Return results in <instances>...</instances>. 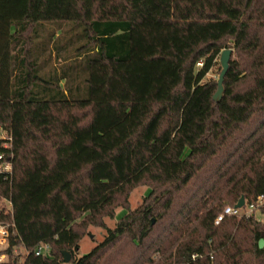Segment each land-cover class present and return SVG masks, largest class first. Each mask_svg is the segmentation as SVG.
<instances>
[{"label": "trees", "instance_id": "obj_1", "mask_svg": "<svg viewBox=\"0 0 264 264\" xmlns=\"http://www.w3.org/2000/svg\"><path fill=\"white\" fill-rule=\"evenodd\" d=\"M0 155L4 264H264L255 215L215 225L264 196V0H0ZM89 227L106 236L79 256Z\"/></svg>", "mask_w": 264, "mask_h": 264}, {"label": "built area", "instance_id": "obj_2", "mask_svg": "<svg viewBox=\"0 0 264 264\" xmlns=\"http://www.w3.org/2000/svg\"><path fill=\"white\" fill-rule=\"evenodd\" d=\"M13 175L12 163L0 155V180L11 179ZM264 210V196H260L256 202L247 204L242 208H236L235 206H226L223 211L215 219V225H219L226 217L238 216V217H249L255 215L256 212L261 213ZM17 228L13 216V205L12 202L6 198H0V264L7 263L10 260V256L7 253L8 249L12 247V241H16ZM15 258L17 255H29L23 247H14ZM50 247L47 244H40L36 250V256L48 255ZM198 256L194 255L192 258L196 259ZM24 261L23 257L20 258L19 264Z\"/></svg>", "mask_w": 264, "mask_h": 264}, {"label": "rangeland", "instance_id": "obj_3", "mask_svg": "<svg viewBox=\"0 0 264 264\" xmlns=\"http://www.w3.org/2000/svg\"><path fill=\"white\" fill-rule=\"evenodd\" d=\"M47 28H50V31L46 30V33H44L45 37H48V34L53 30L52 27L47 26ZM68 40V39H66ZM73 40V39H72ZM72 51V50H70ZM53 65H55L54 60ZM42 62L46 65L48 62H45V59L42 58ZM58 65V64H57ZM222 71L220 59L217 61V63L213 66L211 71L207 74L206 78L203 82H207L210 80H215L218 82L220 73ZM6 137V136H5ZM7 138V137H6ZM149 186L148 185H140L136 187L130 194L129 197V208L131 211L139 208L143 205V203L146 201V197L148 195ZM127 212V210H123L122 208H117L116 210V217L111 218H105L104 221L106 223V226L109 228H115L116 222ZM255 217L258 221H261L264 223V215H262L259 212L255 213ZM155 222V221H154ZM106 236V231L103 228H97V227H89L86 231V234L82 241L80 242V251L78 252L79 256H83L88 254L93 248H95L99 243H101L104 240V237ZM160 255L155 256V259L157 260Z\"/></svg>", "mask_w": 264, "mask_h": 264}, {"label": "water", "instance_id": "obj_4", "mask_svg": "<svg viewBox=\"0 0 264 264\" xmlns=\"http://www.w3.org/2000/svg\"><path fill=\"white\" fill-rule=\"evenodd\" d=\"M232 53H233L232 49H225L221 53L220 63H221L222 71H221L219 79H218V90H217L216 94L214 95L215 101H220L222 96H223V91H224L223 82H224V78L226 76V73L229 69V61H230ZM244 205H245V198L242 197L239 200V202L235 205V207L240 209ZM259 248L264 249V234H263V239H261L259 242ZM71 257L72 256L70 253L64 252V263L69 264L71 262Z\"/></svg>", "mask_w": 264, "mask_h": 264}]
</instances>
